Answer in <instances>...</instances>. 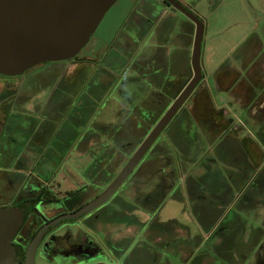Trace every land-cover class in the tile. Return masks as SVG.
I'll return each mask as SVG.
<instances>
[{"label":"rangeland","instance_id":"374dc122","mask_svg":"<svg viewBox=\"0 0 264 264\" xmlns=\"http://www.w3.org/2000/svg\"><path fill=\"white\" fill-rule=\"evenodd\" d=\"M138 2V0H118L106 13L97 30L92 34L90 41L79 53L80 57L70 60L66 64L59 63L55 67L61 71V69L63 70V68L65 69L68 66L70 71H72V69L75 70V68L82 64V58L86 55H101V53L103 54L107 50L110 52L108 55L110 59L113 57L115 58L117 56V48L122 47L121 45L124 44L125 38L131 36V33L136 34L137 32L131 31L128 24H125V20L132 8L131 4ZM181 2L188 8H192L191 10L198 14L204 22L205 33L202 42L201 61L204 66V71L206 70L205 77L209 85L215 84L216 78L214 70L219 68L223 62L232 63L234 61L232 59L230 60L232 57L234 58L240 55V57H248L251 53L256 54L259 56L260 60H256L251 67L255 68V65H257L258 68L262 67V63L264 62V60H262V58L264 59V0H181ZM168 9L170 12L176 13L180 20H190L189 17L180 10L172 7ZM174 33L173 39L175 42L168 45V50L173 53L177 51L176 47L182 44L188 47L189 54L192 55L194 41L191 47L189 39H184L182 37L183 31H181L179 26L175 28ZM181 42H186L187 45ZM179 54H181V52H179ZM121 59L122 56L118 57L112 69L106 68L104 61L94 66L97 67L100 72L108 75V77L103 75L102 79H99V81H93L100 86H104L102 90L104 93L106 91L105 95L103 93L92 98V101L95 100L96 102L94 107L98 109L96 110V113L97 111L98 113L95 118L98 124L112 122L119 125L121 123V119L119 118H122L120 112L122 108H129L134 103L138 104L140 97L143 100H147V104L152 98L150 91H153V87H155L156 84L148 87V82L151 80L149 76L140 78V81L128 79L127 72L125 73L124 67H122ZM233 66L239 67L240 70V68L247 65L246 61L244 63L241 61ZM28 73L31 74L29 75ZM36 73H39V71L33 68L25 73L28 74L27 76L24 74L22 77L18 78V82L20 85L22 84V87H20L21 91L17 99L22 104L20 106L23 107V115H26L28 109V111H32L31 115L35 117L42 113L41 105L48 99V97L46 98L47 92L52 88L54 89L56 86V83L54 85L56 77H49L47 81L45 80L44 85H42V89H44L43 92L40 91V94L36 97L35 94L33 95L31 93V87H28L29 81H27ZM250 73L252 72L250 71ZM132 74L137 73L130 72V75ZM240 74L241 78L246 76V79H248L245 68L241 69ZM144 80L146 84H144ZM88 83L91 84L92 82L88 81ZM262 85V82L258 84L259 89L262 88ZM123 90L127 91V93L132 96L135 100L133 103L128 101V97ZM211 92L216 105L225 104V101L222 102L220 100L222 98L227 101V94L222 91H217L214 87H212ZM36 99L39 101L37 102ZM151 104L153 105V103ZM52 106L53 104H50L49 110L45 109L47 115L50 113L54 114ZM147 107H150V112L146 115L150 117L146 119V131L152 128L153 121L155 119L159 120V116H162L164 113V110L159 107ZM233 110L234 111L225 107L223 111L227 117L236 116V109ZM241 116H243V113H241ZM180 117L181 118H178L177 121L183 119L184 123H186V111H184ZM133 119L134 121H130L132 125H125V134L118 132L113 136V140L112 137L108 138V140L106 137L98 139V152H103L109 148V154H111V157L109 156V161H113L111 166H109L112 177L122 170L128 162V158L135 152L147 135L141 132V127L137 125V123H133L136 122L135 118ZM190 120L193 123L194 119L192 116L191 119L188 118V121ZM177 121H174L172 126H167L163 130L151 150L144 156L139 166L140 169L138 168L139 171H135L128 179L123 189L118 192V202L124 200L126 202L125 205L127 204L126 209L129 210V213L123 218L112 219L111 223L107 225L101 223L97 224V229L99 230L97 233L98 243L104 245V240L108 241L107 244L109 247L105 249V253L110 257L108 264H137L136 260L146 258L148 256H146V254L150 253L152 256H158L160 259V261L155 260V262H153L152 260H154V258L152 259L151 256L149 259L147 258V260L151 261L150 264H168V262L177 260L178 254H173V251H171L169 247L164 246L165 243L171 239L174 246H178L179 248L182 246L184 247V237L180 234H182L181 229L185 226L191 230L192 234L199 232L200 224L193 214L194 204L190 198L188 182L192 179L201 180L203 178L202 175H198L200 168L203 167V162H199L197 165L193 162H188V153L185 148H182L180 145V136L177 137L176 135L175 127L177 126ZM237 121L241 120L238 119ZM133 126H135V128ZM194 129L193 124H191L190 127L187 128V135L191 133V136H194ZM250 129L251 131L255 130L252 127H250ZM169 136L175 139L173 140V146L171 147L169 143L166 144L169 146L167 148L168 151L163 157H159V148L162 144L167 142ZM254 136V138H256V135ZM48 142L50 147L56 145V141L52 138H50ZM125 143L127 146L123 150L121 147ZM154 147H156L155 150ZM52 151L49 159H41L38 157L36 160L35 158L28 168L32 170L34 174L40 175L45 180L49 179L52 183H58V180H61L63 185L60 190L78 189L84 184H89L88 186L97 185L99 190H101L111 179L110 173H106L105 171L107 166L102 165L103 163L100 156H98L96 160L94 159L96 161H94V163L90 161V158L76 155L75 152L70 153V155H67L66 152L64 155V153H58V151H55V153ZM202 152L203 151L194 153V158L197 157L198 159H202ZM208 156L212 157L213 155L209 154ZM261 159L264 164V153ZM262 166L263 165L257 167V169H255L256 172L258 170L260 171ZM183 168H186V171H184ZM193 168L195 170L192 174L190 171H192ZM58 171H60L61 174H59ZM259 171L255 176L256 181H259L261 177L264 176V171L261 172V174H259ZM252 185L253 184H250V191L255 189ZM148 194L154 196L150 198ZM262 194L261 192V195ZM118 202H116L114 207L118 206L117 208L121 210L123 206L118 205ZM251 220L254 223H258L260 227L264 226V219L261 220L262 222L258 221V218H253ZM119 246L125 248L124 256L129 257L127 263H122V260L117 257V255L120 254V252L116 253V251L120 249ZM171 249L175 250L174 247ZM113 250L116 254L112 253ZM181 251H183L184 254L185 249ZM121 255H123V253ZM213 255L217 254L213 253L211 255L212 260L219 262L221 258H215ZM108 257H102L101 259H106ZM244 259H239V263L245 264L243 261ZM178 260L179 262L181 261L179 258Z\"/></svg>","mask_w":264,"mask_h":264},{"label":"flooded vegetation","instance_id":"af4514ba","mask_svg":"<svg viewBox=\"0 0 264 264\" xmlns=\"http://www.w3.org/2000/svg\"><path fill=\"white\" fill-rule=\"evenodd\" d=\"M162 2L169 5L166 0H162ZM160 4L155 3V9L159 13ZM128 40H130L128 37L125 38L122 47L117 48L115 58L110 59L108 50L101 55H86L81 57L82 64L72 71L68 66L61 71L55 66L59 63L66 64L70 60L80 57V54L68 60L44 62L33 67L39 73L32 75V78L27 81H29L28 87H31V93L35 94L36 97L40 91L43 92L42 85H44L45 80L47 81L49 77H56L54 81L56 86L47 92L46 98L48 97V99L41 105L42 113L36 117L32 116V111H28V109L26 115H23V107L20 106L22 104L17 100L21 91L20 87H22L18 78L33 68L20 75L0 73V207L15 206L23 214L24 221L12 240L16 248V260L21 264L25 263L30 246H34L36 249V264H108L109 262L110 257L105 253V249L109 247L108 241L104 240V245L98 243L97 233L99 230L97 224L107 225L111 223L112 219L123 218L129 213V210L126 209V202L124 200L118 202L117 194L123 189L134 172L139 171V166L144 158L104 204L89 213L82 214L78 219L59 218L66 213L78 210L82 205L93 200L117 176V174L111 176L109 166L113 161H109L111 157L109 148L103 152H98V139L106 137L108 140L112 137L113 140V136L118 132L125 134V125H132L130 121H134L133 118L136 120L133 123H137L141 127V132L146 135V119L150 117L146 115L150 112V107L147 106L164 108L163 112H165L171 104L166 107L163 106L165 103L164 95L157 90L158 83L155 81L157 70L154 59L142 56V58L138 57V59L129 62L130 47L133 48L136 45L132 46ZM138 55L137 53L135 57ZM120 56H122L121 64L125 73L128 71L137 73L135 76L132 75L133 77H127L128 79L140 81V78L149 76L151 80L148 82V87L154 84L156 86L153 87V91H150L152 98L148 104L147 100L140 97L138 104L134 103L131 107H124L120 110L122 118H119L121 119L119 125L112 122L98 124L95 119L98 109L94 107L96 102L95 100L92 101V98L103 94L104 86L93 81H99L103 75L106 77L108 75L100 72L94 66L104 61L105 67L112 69ZM88 81L92 83L89 84ZM244 82L245 79H242L238 83L242 85ZM144 84H146L145 80ZM123 92L130 103L135 101L127 91L123 90ZM36 101L39 100L36 99ZM50 104H53L52 111L54 114L47 115L45 109L49 110ZM157 121L159 120L153 121V126ZM133 127L135 128V126ZM50 138L56 141V145L53 147L49 145ZM51 151H58L64 155L66 152L67 155L75 152L76 155L90 158L91 162L100 156L102 165L107 166L105 171L110 173L111 179L101 190L97 185L88 186L89 184H84L78 189L60 190L63 185L61 180H58V183H52L49 179L45 180L40 175L34 174L28 168L35 158L36 160L38 157L49 159ZM58 173L61 174L60 171ZM116 202L123 206V210L117 208L118 206L114 207ZM119 248V251L125 250L121 246ZM112 253L116 254L118 251L115 253L113 250ZM122 253L123 255L118 254L117 257L122 260V263H125L127 256H124L125 252ZM102 257L108 258L101 259Z\"/></svg>","mask_w":264,"mask_h":264},{"label":"crops","instance_id":"0c3cea01","mask_svg":"<svg viewBox=\"0 0 264 264\" xmlns=\"http://www.w3.org/2000/svg\"><path fill=\"white\" fill-rule=\"evenodd\" d=\"M138 1L131 4L125 20L131 31H137L136 34L130 32L131 36H128L130 44L137 47H130L129 62L142 56L154 59L157 90L165 96L163 106L166 107L193 76L192 55L188 47L181 44L173 53L167 47L175 42L173 35L178 26L183 31L182 37L189 39L192 47L196 25L190 18L188 21L180 20L176 13L168 9L175 7L162 0ZM156 2L161 3L160 13L155 9ZM137 53L139 55L135 57ZM240 56L230 58L234 60L232 63L223 62L214 70V85L207 82L202 64V81L168 125L172 126L186 111V123L183 119L177 121L176 135L180 136V145L188 153V162L196 165L203 162L198 174L203 178L188 182L194 204L193 214L200 224L199 232L192 234L185 226L181 229L182 234L179 233L184 237V247L174 246L171 239L165 243L173 254H178L177 260L168 264H240L241 258H245V264H264V226L260 227L251 220L264 219V176L259 181L255 179L259 171L256 172L257 167L263 165L259 174L264 171L261 159L264 153V62L261 68L257 65L254 68L251 66L260 60L258 55L251 53L248 57ZM241 61H246L247 66L243 68L247 71L248 79L241 78L243 68L239 70V67L233 66ZM127 75L133 77L136 74L132 76L128 71ZM242 79L245 82L240 85L238 82ZM261 80L263 85L259 89ZM211 86L227 94V101L220 100L225 104L216 105ZM225 107L232 111L236 109L237 117H227L223 111ZM191 116L193 123L188 121ZM191 124L195 128L194 136L191 133L187 135V128ZM250 127L255 130L251 131ZM173 140V137L167 138L171 147ZM201 151L202 159L195 157L196 160L194 153ZM194 170L190 173L193 174ZM250 184L255 187L252 191L249 190ZM173 247L175 250L171 249ZM182 249H185L184 254ZM213 253L218 255H213L215 258H221L219 262L212 260Z\"/></svg>","mask_w":264,"mask_h":264},{"label":"water","instance_id":"95a60500","mask_svg":"<svg viewBox=\"0 0 264 264\" xmlns=\"http://www.w3.org/2000/svg\"><path fill=\"white\" fill-rule=\"evenodd\" d=\"M118 0H0V73L20 75L44 62L68 60L90 41L106 13ZM196 25L192 53L193 76L150 129L114 180L93 200L59 219H78L104 204L135 170L203 79L201 63L205 25L179 0H166ZM24 217L15 206L0 207V264L16 260L12 240ZM30 246L24 264H36Z\"/></svg>","mask_w":264,"mask_h":264},{"label":"trees","instance_id":"16d2710c","mask_svg":"<svg viewBox=\"0 0 264 264\" xmlns=\"http://www.w3.org/2000/svg\"><path fill=\"white\" fill-rule=\"evenodd\" d=\"M190 9V8H189ZM86 71V70H85ZM87 72H89V69H87ZM168 94L169 93H167L166 94V96H168ZM164 109V108H163ZM150 129H148L146 132L148 133V131H149ZM146 133V134H147ZM166 144H168L167 142H165V144H162V146L159 148V152H158V155H160L159 157H163V155L164 154H166V152L168 151V145H166ZM127 146V144L125 143V144H123L122 145V148L123 147H126ZM155 148L156 147H154V150H155ZM151 150V149H150ZM157 155V156H158ZM183 169H185V168H183ZM148 196H150V198L152 197V196H154V195H152V194H148ZM217 229V231L219 230L218 228H216ZM165 246V245H164ZM120 252V254H122V252H124V251H119L118 250V253ZM156 253V252H155ZM148 255V256H147ZM146 258H144V259H142V260H136V262H137V264H150V262L151 261H149V260H147V258L149 259V257H151L152 255H151V253L150 254H146ZM128 258V259H127ZM154 258V260H152L153 262H155V260L156 261H160V259H159V257L158 256H152V259ZM129 260V257H126V261H125V263H127V261Z\"/></svg>","mask_w":264,"mask_h":264}]
</instances>
